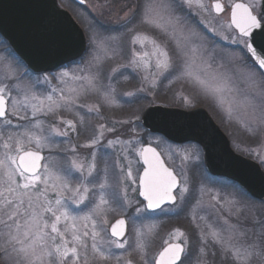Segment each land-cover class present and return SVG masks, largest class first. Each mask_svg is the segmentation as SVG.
I'll return each instance as SVG.
<instances>
[{
  "label": "snow or ice",
  "instance_id": "obj_1",
  "mask_svg": "<svg viewBox=\"0 0 264 264\" xmlns=\"http://www.w3.org/2000/svg\"><path fill=\"white\" fill-rule=\"evenodd\" d=\"M178 7L198 9V14L209 15L211 11L219 14L230 9L227 23L220 25L222 32L215 33L214 28L209 30L232 44L242 46L248 60L264 69V0H250L248 3L228 0L226 5L217 0L211 10L204 0H182ZM175 12L173 3H165L163 0L145 5L140 13V23L150 31L136 32L131 40L132 45L138 44L142 51L134 49L128 64L112 68L111 75L107 77L103 76L102 65H97L95 75H73V80L81 83L78 87L69 89L68 94L60 89L59 96L54 97L49 93L41 98L32 87H22L21 77L16 75L11 65L5 67L4 79L0 80V122L3 126L0 129V147L3 148L0 153V226L3 229L0 230V253L6 258L7 264H101L111 261L121 264L123 257L131 255L132 252L140 255L143 264H149L145 242L147 234L136 227L135 223L132 229L133 243H129L125 236V219H118L111 226L110 235H106L108 213L131 207L132 202L128 200L127 188L123 189L122 197L113 196L109 200L106 194L109 187L106 178L107 164L103 170L104 178H99L97 151L90 153L91 161L87 165L86 174L85 164L79 159L75 145L65 150L71 153L66 166L54 168L50 164L42 165L41 161L45 159L42 155L44 149L51 153L60 147L56 143V137H68L69 132H77L78 126H85V115H81L76 109L85 108L86 114L95 113L96 117L104 119L101 109L116 103V88L111 81L119 83L120 77L128 79L121 68L144 73L142 79L145 82L151 76L153 87L157 76L168 78L176 74L175 79H186L194 87L213 94L225 90L216 83L217 76L206 77L205 69L197 70L194 60L184 54L176 36L177 30L183 31L182 21ZM200 23L208 27L203 19ZM156 33L169 36L175 41V55L183 57L179 67L173 53L157 40ZM89 41L95 45L94 37L90 36ZM149 46L150 51H143ZM207 67L210 68L211 65ZM68 76V72H63L55 79L66 83L64 78ZM104 79L109 83H103ZM43 80L45 83L49 82L47 76ZM39 82L37 78L36 83ZM246 83L248 91L244 94L242 107L259 125L264 126V72L257 74L249 69ZM13 90L15 95L12 94ZM52 91L56 92L57 89ZM89 93L97 96V104L89 106L77 103L81 95ZM126 95L133 94L129 92ZM60 111L73 113L76 118H61L58 123L45 127L40 117L56 116ZM10 117H17L25 123L13 124ZM148 118H152V113H148L146 119ZM3 129L7 130L6 135ZM115 131L114 125L109 127L100 123L90 140L81 147L97 149L104 146L102 141L105 140L106 133ZM117 143L130 145L131 141L123 142L117 138L107 140L106 146L112 148ZM138 155L145 166L138 179L139 195L146 204L143 208H135L137 217L143 211L161 208L165 203L175 204L177 196L174 193L177 191L180 199H185V193L189 191L187 180L183 182L184 186H180L181 182L172 170L165 167L155 148L142 147L138 150ZM130 165L131 162L126 172L121 168L125 179H132ZM74 173H79L75 185ZM136 182L133 180V183ZM212 199L216 201L212 207L220 205V210L227 211L228 215L221 216L222 223L219 226L208 224L207 232L201 230L202 245L208 243L210 236L212 243L220 248L224 258L231 260V264H264V216L255 213L250 217L245 216L244 219L250 221V227H245L240 223L244 210L237 206L236 201L224 200L221 203L222 198L218 195ZM113 204L117 207H113ZM83 208L87 210L83 211ZM233 216L236 218L235 222H232ZM199 219L206 220L203 216ZM143 227L151 232L156 225ZM170 235L178 242L171 243L166 240V247L159 253L155 264H184V258L188 255V240L181 239L185 234L180 229H174ZM200 252L206 255L204 247H201ZM123 264L133 262L129 259Z\"/></svg>",
  "mask_w": 264,
  "mask_h": 264
},
{
  "label": "rangeland",
  "instance_id": "obj_2",
  "mask_svg": "<svg viewBox=\"0 0 264 264\" xmlns=\"http://www.w3.org/2000/svg\"><path fill=\"white\" fill-rule=\"evenodd\" d=\"M72 1V3H69ZM84 4L80 5L74 0H64L67 2L66 8L72 13L76 21L83 24L82 29L88 30L89 35L86 38L87 52L82 56L83 58L78 60L75 64L64 67L60 70L53 72L52 74H32L29 72L25 65L19 63V60L10 51L7 43L2 40L0 36V80L4 79V70L7 65H11L16 72V75L21 77L22 87L30 86L36 95L43 98L44 95L51 93L54 97L60 95V89L65 90V94H68V90L74 87H78L80 81L73 80L75 76H92L96 74L97 65H102L103 76L107 77L111 75L110 70L117 66L127 65L131 59L133 50L142 51L140 46L137 44L132 45V36L136 32L150 31L146 26L140 23V13L142 12L145 5L149 3H160L161 0H82ZM216 0H204V3L211 10V4ZM245 3L250 0H238ZM165 3H173V7L176 8L175 15L181 18L183 31L177 30L176 36L180 41L181 48L184 54L189 59H193L197 70L204 68L206 77L213 75L217 76L218 83L225 90L222 93L213 94L211 91L201 90L194 87L186 79H175V75L168 78L157 76L155 78V86H152V77H149V81L145 82L142 77L144 73H134L131 68H121L125 76H128L127 80L123 77L119 78V83L115 80L111 83L116 88V103L110 107L104 108H116L121 106L122 103H130L133 98L137 99L135 105H132V112L129 117L113 118V116L103 115L104 119L100 123H105L109 127L115 126L116 131L112 133H106V138L102 141L101 147L97 149H88L81 147L86 144L92 135L95 133V128L100 123L89 124L88 127H79L77 132H69L68 137H56V143L59 144L58 149H54L51 153L48 149H44L42 154L44 156L43 164H50L54 168H58L61 165H67L68 157L71 156L70 152L65 150L71 146H77V152L79 159L83 160L85 164V174L88 163L91 161V151H97V170L99 178H104V168L107 164V182L109 187L106 189V194L109 200H112L113 196L122 197L124 195V188H127L128 200L132 202L131 207L124 208L123 210H117L108 213L107 228L117 218L124 217L127 222V233L126 237L129 243L134 242L133 223L136 227L141 228L146 235V245L152 244L156 232L159 226L160 215L147 214L145 211L140 213L137 217L135 208L140 207V200L137 195V182L133 183V180L137 181L138 174L140 171V162L138 150L145 144H150L158 149L161 153L166 164L174 169L179 176L180 186H184L185 179L187 180V187L189 191L185 193V199H180V194L177 191V202L172 204L169 208H165L159 212L161 216L172 215L177 213L180 215L182 220H186L188 224L185 227H171L168 229L163 236L160 238V245L162 248L165 241L176 243V239L172 238L170 234L173 233L174 229H180L185 236L181 239L188 240L187 252L194 249L189 243V235L186 233L187 225L191 223V229L195 237V224L199 226L198 241L201 247H204L205 253L207 250H211L216 253L218 257H211L208 255L201 254L198 248L199 261H191L190 264H208V260L205 256L214 264V259L224 258L220 251V248L212 243L211 237H208V243L202 245L200 239L201 230L207 232V225L219 226L222 223L221 216L226 217L227 211L221 213L219 211L220 205L212 207L216 204V201L212 199L213 196H219L222 198L221 203L224 200H234L237 202V206L243 208L244 215L240 219V223L245 227H250V221L245 220L244 217H250L253 213L259 216H264V204L259 205L257 202L248 198L235 184L221 178H215L209 176L201 164V151L200 148L193 144H172L164 140L161 136L151 135L147 133L140 123V115L143 109L149 105H163V106H174L181 108H191L194 106L203 107L208 111L213 120L221 127L223 132L227 135L230 146L232 149L249 159L257 162L264 172V126L259 125L251 115L245 111L242 107V101L244 94L248 91L246 77L249 73V69L254 70L257 74L260 72L255 68L250 60L247 58V54L243 52L242 46L232 44L229 40H224L221 35L215 33L222 32L220 27L221 24H225L229 18V9L226 12L219 15L214 14L211 11V15L208 13H199L198 9H189L187 7L180 8L178 5L182 4V0H163ZM222 4H227L228 0H219ZM61 3V0H60ZM59 4V3H58ZM61 5V4H60ZM65 7L63 4L61 5ZM62 7V8H63ZM259 10V9H258ZM194 17V18H193ZM204 20L208 27L201 24L200 21ZM131 21V22H129ZM96 22V23H95ZM139 28H126L125 32L122 29L131 23ZM99 27L104 29H113L117 31L112 33H102ZM117 28H119V31ZM210 28L215 29V33L210 31ZM94 37L95 45L90 44L89 37ZM156 38L162 44H165L169 51L173 53V58L176 60L177 66L179 67L183 62V57H177L175 55V41L171 40L169 36H165L160 33H156ZM150 46L143 49V51H150ZM96 57L97 59H93ZM107 57V59H106ZM247 60V65L245 61ZM211 65V67H207ZM63 72H68L69 76L64 78L66 83H62L59 77ZM178 74V73H177ZM47 76L49 82L45 83L43 77ZM39 78V83H36ZM257 78H259L257 76ZM6 83H12V81H4ZM103 83L107 84L109 81L104 79ZM124 83H130V89L120 90V86ZM174 87L175 90L173 95L160 99L158 94L160 88L167 90ZM53 89H57L53 92ZM131 92L132 96H127L126 93ZM15 95V90H13ZM195 99V100H194ZM160 101H163L161 103ZM209 102L210 107L205 108V103ZM78 104L93 105L98 103V98L95 94L81 95ZM203 104V105H202ZM81 115L96 117L95 113L86 114L85 108L76 109ZM74 110V111H76ZM136 111V112H135ZM30 113V110H29ZM23 114V113H22ZM75 119L73 113L60 111L56 116H41L45 123V127L51 123H58L59 119ZM13 124L25 123V121L18 120L17 117H10ZM90 121V119H88ZM140 124V125H139ZM2 122H0V129H2ZM4 134H7V130L3 129ZM84 134L86 138H83L80 142L79 134ZM88 133V135H86ZM82 138V137H81ZM119 139L123 142L131 141V144H120L117 143L114 147L108 148L106 146L107 140ZM3 152V148L0 147V153ZM188 158L185 159L184 157ZM127 157V159H125ZM129 162H131L132 179H125L124 174L121 172V168L124 172L127 171ZM79 178V173H74L73 181L74 185ZM136 189V191H133ZM197 198V199H196ZM196 199V200H195ZM75 208V206H72ZM113 207H117L113 204ZM199 209H203L206 216V220L197 219L195 212ZM86 211V208L82 209ZM221 213V214H220ZM150 215V216H149ZM211 216V219L208 218ZM195 217V219H194ZM201 217V214L199 215ZM189 221H188V219ZM232 222L236 221L235 216L232 218ZM218 222V223H217ZM147 225H156L155 228L149 232ZM0 230L2 226H0ZM104 235V234H102ZM108 235V233L106 234ZM2 243V241H0ZM207 247V248H206ZM153 251L154 248L149 251L146 247V257L149 264H153V260L156 254L159 252ZM152 252V253H151ZM133 253V252H132ZM131 253V254H132ZM136 253L138 263L134 261L131 255H125L121 264L124 261L132 260L133 264H143L140 259V255ZM191 254V253H190ZM187 255V256H188ZM185 259V258H184ZM229 260V259H228ZM0 264H7L6 258L0 253ZM101 264H115L111 262H101ZM255 264V262H254Z\"/></svg>",
  "mask_w": 264,
  "mask_h": 264
},
{
  "label": "water",
  "instance_id": "obj_3",
  "mask_svg": "<svg viewBox=\"0 0 264 264\" xmlns=\"http://www.w3.org/2000/svg\"><path fill=\"white\" fill-rule=\"evenodd\" d=\"M74 1L80 5L84 4L82 0ZM215 2L217 1L212 2L211 6ZM0 36L33 73L55 71L81 57L86 49L82 29L71 15L58 5L57 0H0ZM256 66L264 72V69ZM148 113H152V118L146 119ZM140 123L149 133L160 135L171 143L197 144L202 151L204 167L211 176L234 182L248 195L264 202L263 170L254 160L231 149L227 137L204 108L182 109L174 106L149 105L143 109ZM142 147L155 148L150 144ZM156 151L159 153L157 149ZM42 162L43 160L41 164ZM140 163L142 169L138 179L145 167L142 159ZM138 197L144 201L139 195V183ZM167 204L169 203L161 207ZM158 209L147 211L153 212ZM118 219L124 218H117L109 225L108 235L111 226ZM126 232L127 223L125 235ZM164 247L156 254L153 264L159 259V253Z\"/></svg>",
  "mask_w": 264,
  "mask_h": 264
},
{
  "label": "trees",
  "instance_id": "obj_4",
  "mask_svg": "<svg viewBox=\"0 0 264 264\" xmlns=\"http://www.w3.org/2000/svg\"><path fill=\"white\" fill-rule=\"evenodd\" d=\"M69 3H72V1H70ZM77 22L79 23L80 26H83V24L79 21V19H78ZM134 24L135 23L133 22V23L129 24L128 26L124 27L122 29V32L124 33L125 30H127L126 28H128V27H131V28H133V27L134 28L135 27L136 28H139V25L138 26L137 25L135 26ZM117 29L119 30V28H117ZM99 30L102 33H112V32L117 31L115 28H113V29H104V27L103 28L102 27H99ZM119 31H121V30H119ZM84 33H85L86 38H88L89 32H88L87 29L84 30ZM8 48H9V46H8ZM87 49L88 48H86V51L84 52V54L87 52ZM10 51L12 52L11 49H10ZM84 54H83V56H84ZM19 63H22V62L19 60ZM255 68H256V66H255ZM131 87L132 86H131L130 83H124L123 84V87H122V85L120 86V90H122V89H130ZM174 90H175L174 87L169 88L167 90H164V89L160 88V91L158 93L160 95V99L162 100V98H164V97H169L170 98V96L173 95ZM136 101H137V99L133 98V100H130L129 101L130 103H122L121 106H119V107L117 106L116 108H109V109L102 108L101 109V113L103 115L108 114L107 116H113V118L129 117V115L132 112V110H131L132 109V105L131 104L135 105ZM160 102L163 103V101H160ZM198 105L200 106V104H198ZM204 105L206 106L205 108L208 109V107H210L211 104L209 105V102H207ZM88 119H90V121ZM85 121H86L85 127H88L89 124L91 125V124H94V123H100V122H102L101 119H99L98 117H95L93 115L91 117L85 116ZM86 135H88V133ZM151 135H154V134H151ZM155 136H158V135H155ZM83 138H86V136H84V134L81 133V134H79V137L77 139H79V142H80ZM197 149H199V148L197 147ZM201 164H202V162H201ZM202 166H203V164H202ZM153 215H160V217H159V226H158V230H157L156 235H155V239H154V237L152 238L153 243L152 244H148L147 247H148L149 251H151V249L154 248L153 251L155 252V251H157L161 247V245H160V238L163 236V234L168 229H170L171 227H175V226L185 227L186 222H185V220H182L181 219L182 217L180 215H170L168 217H165V216H161V214H159V213L158 214H151V216H153ZM186 233L189 235V238H190L189 243H190V245H192L194 247V249L192 251H190L191 254L189 253V255L184 259V264H190V262L191 261H194V259H195L196 252H197V248H198L197 247L198 246V243L196 242V237H194V234H193L192 229H190V230L186 229ZM131 257H132V259L134 261H136L138 263V258L136 256V253L135 252H133L131 254ZM139 264H141V263H139ZM214 264H231V260H227V259L224 260L223 259L221 261H218V259L216 258V259H214Z\"/></svg>",
  "mask_w": 264,
  "mask_h": 264
},
{
  "label": "flooded vegetation",
  "instance_id": "obj_5",
  "mask_svg": "<svg viewBox=\"0 0 264 264\" xmlns=\"http://www.w3.org/2000/svg\"><path fill=\"white\" fill-rule=\"evenodd\" d=\"M58 1V3H59V5L61 4H63L65 7H63V6H61V7H63L66 11H68V13L74 18V16L72 15V13L66 8V4H68L67 2H69V0H67V2H64V0H61V3H60V0H57ZM217 1V0H216ZM68 5H70V4H68ZM194 18V17H193ZM75 19V18H74ZM76 62H78V60H76V61H74V62H72V63H70V64H68V65H65V66H63V67H61V68H59V69H57V70H60V69H62V68H64V67H67V66H70V65H72V64H75ZM57 70H55V71H57ZM55 71H53V72H55ZM52 72V73H53ZM51 73V74H52ZM160 155H161V153H160ZM161 157H162V155H161ZM162 159H163V157H162ZM163 161H164V159H163ZM164 163H165V165L168 167V168H170L167 164H166V162L164 161ZM173 172H174V174L177 176V178L179 179V176L177 175V173H176V171L174 170V169H172V168H170ZM140 170H141V168H140ZM180 181V180H179ZM236 185V184H235ZM236 186H238V185H236ZM238 188H240V190L248 197V198H250L251 200H253V201H255V202H257L259 205H263L264 203L263 202H261V201H259V200H257V199H255V198H253V197H251V196H249L241 187H239L238 186ZM176 193V192H175ZM174 193V194H175ZM139 199V198H138ZM197 199V198H196ZM195 199V200H196ZM140 200V202H141V205L144 207V201H142L141 199H139ZM172 204L171 203H169V204H167V205H164V206H162L161 208H159L158 210H156V211H153V212H147L148 214H158L160 211H162L163 209H165V208H169L170 206H171ZM264 206V205H263ZM217 208V207H216ZM218 209V208H217ZM219 211H221L220 209H219ZM221 213H225V211H221ZM220 213V214H221ZM201 214V216H206V214H205V212H204V210L203 209H199V210H197L196 212H195V215H196V217H197V219L199 218V215ZM172 215H177V213H174V214H172ZM163 216H165V217H168V216H170V215H163ZM208 218H210L211 219V216H209L208 215ZM188 219V218H187ZM188 221H189V219H188ZM185 222H186V224H188V222L185 220ZM218 223V222H217ZM191 223L189 224V225H187V229L188 230H190L191 229ZM200 226V225H199ZM193 231V230H192ZM198 234H199V228L197 227V225L195 224V237H196V242L198 243V248L199 247H201V245H200V243H199V241H198ZM198 248H197V252H196V255H197V257H196V260H198L199 261V256H198ZM207 248V247H206ZM213 253H215V250H214V252L213 251H211V250H207L206 251V255H208V256H211V257H218V256H216V253H215V255H213ZM205 259H207L208 260V264H213L210 260H209V258L207 257V256H205ZM218 259V261H221V260H226V258H217ZM228 260V259H227ZM230 260V259H229Z\"/></svg>",
  "mask_w": 264,
  "mask_h": 264
}]
</instances>
